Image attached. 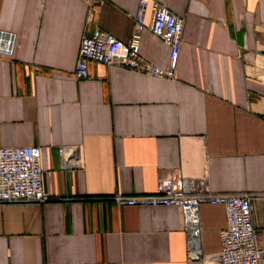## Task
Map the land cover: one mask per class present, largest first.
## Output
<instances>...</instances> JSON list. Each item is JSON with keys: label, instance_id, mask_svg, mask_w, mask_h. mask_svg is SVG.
Wrapping results in <instances>:
<instances>
[{"label": "crops", "instance_id": "0c3cea01", "mask_svg": "<svg viewBox=\"0 0 264 264\" xmlns=\"http://www.w3.org/2000/svg\"><path fill=\"white\" fill-rule=\"evenodd\" d=\"M0 0V146L41 148L42 204L0 203V264H204L187 255L175 206L121 207L181 171L214 192L252 195L264 250V0H158L185 18L174 78L100 62L75 67L95 28L133 40L139 0ZM141 54L167 68L150 29ZM65 147L77 168L62 167ZM202 248L222 249L224 205L200 208ZM264 264V263H263Z\"/></svg>", "mask_w": 264, "mask_h": 264}, {"label": "built area", "instance_id": "2783aa9c", "mask_svg": "<svg viewBox=\"0 0 264 264\" xmlns=\"http://www.w3.org/2000/svg\"><path fill=\"white\" fill-rule=\"evenodd\" d=\"M105 0H92L95 5ZM152 12L151 31L170 47L167 68L146 59L138 43L141 32L149 26L146 11ZM135 31L129 43L100 27L84 36L77 59L75 74L78 79L90 77L93 62L145 72L158 77L174 78L184 42L185 18L172 12L158 0H139L134 16ZM16 35L0 30V56L11 57ZM62 167L77 168L80 162L72 158L73 151L63 147ZM41 148L37 146H0V203L42 204L51 199L43 186ZM114 201L121 207L175 206L182 213V227L187 236V255L204 264H263L264 250L259 242L253 220L252 195L247 192H214L202 179L185 177L181 171L163 179L157 190L147 194H115ZM203 204L224 205L227 226L220 231L222 249L216 254H205L202 248L200 208Z\"/></svg>", "mask_w": 264, "mask_h": 264}]
</instances>
